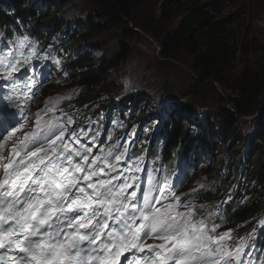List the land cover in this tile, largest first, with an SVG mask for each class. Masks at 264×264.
Masks as SVG:
<instances>
[{"label":"rangeland","instance_id":"1","mask_svg":"<svg viewBox=\"0 0 264 264\" xmlns=\"http://www.w3.org/2000/svg\"><path fill=\"white\" fill-rule=\"evenodd\" d=\"M36 1L40 2L41 0ZM163 1L148 0L139 9L135 10L129 19L114 25L96 13L95 0H70L67 5L59 9L54 6L51 8L46 21L50 25H57L55 21L63 19L61 23L63 30L59 32L55 27L52 30L56 33L59 32L56 36L57 46H55L54 41L49 46H41L37 41L25 35L5 40L2 36L3 32L0 31V34H2L0 35V61H3L0 66L9 65L16 60L21 62L19 65L20 71L14 73L5 84L20 81L25 77L22 75L24 71L33 69L36 66H38L37 72L40 73V76L49 75L46 85L39 87V98L31 115L34 116L36 122L54 124L58 127L56 131L48 129L47 132L42 134L41 140L45 142L44 149L49 148V143L53 140H55V143L52 147L65 153L66 158L69 157V154H71V158H74L76 150L79 149L81 153L80 160H82L87 170L98 171L99 168H103L104 173L99 176L101 177L111 169L117 168L124 183L127 182L133 187L138 180L137 176L139 174L147 173L156 179V172L158 171L154 168L153 158L146 151L145 155L137 156L130 160L127 156L128 148L124 147L122 149V142L128 144L133 139L124 141V129L132 131L133 136H137L140 132V124L133 122L135 111H142L139 122L142 120L147 121L144 124L145 138L150 137L152 125L154 130L153 137H161L157 126L173 109L171 105L164 102L168 98H179L181 103H188L195 110L192 116H194L196 121H191V127H195V131L197 129L206 131L213 125H215L217 130L220 129L217 125L216 114H221L220 110L222 108H230V104H227L221 98L224 92L221 84L216 82L212 87L210 83H202L200 81L198 72L193 69L194 55L187 49H179L172 56L162 55L161 43L155 33L159 31V33L162 32L164 34L169 30H175L179 23V18L168 21L161 18ZM196 3L198 5L212 6L210 10L214 19L223 23L229 38L233 41L234 47L235 44L241 46V41L251 43L252 46L256 44L264 45V0H196ZM98 24L102 25L100 33L94 34L87 40L81 38L83 41L73 39L67 46H70L74 53H82L86 50L95 53L96 66L98 67L103 66L114 58L120 50L121 42L130 45L131 52L119 67L115 70H109V81L98 96L95 94V99L87 101L88 104L82 107H66V105L61 104L62 100L69 98L82 99L81 95L85 89L74 78H68L69 74L63 71L65 62L62 59L69 54V47L63 48L61 53L57 51L56 47L59 50L62 44L72 39V36L76 37L80 29L91 30L92 32L94 26ZM127 26L133 27V35L130 37L124 32ZM135 29L137 30L135 31ZM60 55L63 56L60 58ZM36 56L38 57L35 58ZM34 58L36 60L35 63L31 62ZM58 58L60 59L58 60ZM7 67L1 70L3 71L0 73L1 76L5 77L7 75ZM251 70L264 74V53L261 51L251 49L246 54L240 55L233 71L225 75L232 80L239 77L244 71ZM27 74H30V71ZM44 79L45 77L40 78V80ZM101 86L96 87L97 91ZM35 87V84L27 81L16 89L21 92L30 88L34 89ZM139 94H144L142 103L138 102ZM4 95L2 107L4 109L11 108L16 103L14 96L10 93V90H5ZM198 108L205 111L208 116L212 111L216 112L214 120L210 122L211 125L202 120L197 112ZM85 111L90 116L83 117L82 114ZM263 111L264 97L258 106L250 105L247 108L245 115L240 118V120L243 118L246 121L243 120L244 122L239 125L238 129L233 131L237 132L244 129L239 143L235 140L232 143H223L222 145L221 135L215 132L213 139L217 140L218 149L215 150V156H211L212 159L205 161V159H201V154L197 149L191 151L194 156L200 158L197 162L193 160L186 165L188 172L185 177L186 183L181 188L173 190L176 196L180 197V206L176 211L184 209V211L188 212L194 208L193 222L203 220L206 224L208 222L216 224L213 215L205 212V201L198 200L193 202L184 199V197H187L194 187L207 188L210 174L213 175V178L216 177L214 172L219 176H226L228 169L233 164L231 163L229 152L242 154V158L247 155L248 146L252 145L250 136L256 133V125L262 119ZM82 121L84 124L80 126L78 123ZM98 122H101L105 129L102 128L101 131L97 129V133L95 131L90 138L91 144H85L86 146L82 147L80 143L75 141L78 138L79 141L84 142L83 126L96 127ZM112 123L117 125V132L114 128L113 131L109 129ZM9 126H11L10 123L4 122L0 125V138L9 131ZM19 128L23 129V124L19 125ZM61 131L64 132V136L56 140V136ZM106 131L108 137L104 139ZM205 135L208 136L206 133ZM148 143L152 144V139ZM226 148H228L229 152H225ZM85 149H90V151H85ZM156 155L159 159L156 167L161 171V175H164L166 173V164L169 165V163H163L159 158V153H156ZM83 156L88 157L87 161L82 159ZM97 156L101 159L93 163ZM118 156L120 157L119 160L116 159ZM105 160L107 163L104 162ZM109 164L113 167L109 168ZM204 166L211 167V170H205ZM245 167L248 169L247 163H245ZM232 176H239L237 169L234 170ZM165 178H169V176H165ZM241 183L243 182L230 185L225 197L230 196V192L233 190H238ZM246 184L249 186V190L245 189L242 191L243 199L245 200L252 194L251 189L253 187L258 186L260 189V183H258L256 177L248 179ZM173 200V197L168 199L161 210H164L169 203H175ZM214 202L216 206H219L220 198ZM198 206H201L200 209H198ZM262 225H264V212L259 220V228ZM208 229L211 230L210 226ZM218 230L222 233L230 232L227 227H218Z\"/></svg>","mask_w":264,"mask_h":264},{"label":"snow or ice","instance_id":"2","mask_svg":"<svg viewBox=\"0 0 264 264\" xmlns=\"http://www.w3.org/2000/svg\"><path fill=\"white\" fill-rule=\"evenodd\" d=\"M20 63L16 60L9 64L5 78L19 72ZM13 118L11 114L5 116L8 121ZM17 130L12 128L3 140L6 142ZM63 136L61 131L55 139ZM25 142H31L28 135L20 143ZM54 143L55 140L49 143L53 152L56 151L52 147ZM12 152L19 155L15 146ZM40 152L48 155V149L37 148L27 153V157H35ZM76 155L81 153L76 151ZM82 159L87 161L88 157ZM100 159L97 156L93 163ZM68 161V166L61 167L51 160L45 164L40 158L44 167L39 169V174L36 173L38 166L30 159L27 164L20 161L22 168L13 167L14 159L3 166L0 261L6 260L7 264H120L121 257L127 259L125 253L132 250L148 255L130 260L128 264H235L240 260L243 242L234 251L225 249L221 242L230 238V232L215 237L209 234L203 220L193 222L194 208L187 213L176 211L180 197L170 188L176 203H169L161 210L154 207L150 199L151 181L149 191L143 193L142 203L134 202L137 191L127 193L132 185L125 182L114 189L112 181L118 177L91 182L93 177L104 173L103 168L94 171L82 168L79 163L73 165L71 154ZM82 180L88 183L82 185ZM165 187H169L167 178ZM155 202L160 200L157 198ZM110 220H115L117 226L110 225ZM216 227L213 224L211 231ZM145 237L162 243L146 244Z\"/></svg>","mask_w":264,"mask_h":264},{"label":"trees","instance_id":"3","mask_svg":"<svg viewBox=\"0 0 264 264\" xmlns=\"http://www.w3.org/2000/svg\"><path fill=\"white\" fill-rule=\"evenodd\" d=\"M31 1L0 0V25L5 27L7 33L12 31L10 27H17L19 21L24 24L33 23L34 35L41 34L39 24L41 16L38 17L39 12L33 6V3H30ZM54 1L55 3L52 5L58 9L70 2V0ZM146 1L148 0H95V11L103 19L114 25L129 19L135 10L139 9ZM210 8L212 6L198 5L196 0H164L161 7V18L166 21L179 18L178 27L164 34L157 31L155 35L161 43L162 55L172 56L179 49H187L194 55L193 69L198 72L200 81L202 83L208 82L212 87L216 82L221 84L224 91L221 98L227 104H230V108H222L220 110L221 114H217L216 117L220 120L218 126L220 124L222 128L225 142L232 143L235 138L229 136L238 129L242 120L240 118L245 115L247 108L250 105L258 106L263 100L264 74L254 70L244 71L239 77L232 80L227 78L225 74L232 72L239 56L246 54L251 49L264 53V45L256 44L252 46L251 43L241 41V46L235 44L234 47L227 29L221 21L214 19ZM101 27L100 24L95 25L92 32L91 30H80L77 35V37H80L78 38L79 41L87 40L94 34L100 33L102 31ZM20 30L21 28L17 27L14 31L20 32ZM124 32L128 37L133 35L132 28L128 26L124 29ZM130 52V45L121 42L119 52L101 67L95 65L97 62L96 57L89 51L80 54L78 57L70 55L68 68L71 70L76 82L85 89L81 95L82 101L87 102L95 99V94L98 96L103 91L104 86L109 81V70H115L119 67ZM97 86H101L98 91ZM142 97L143 95L138 101ZM183 108L185 111L190 110L187 104H183ZM187 131L188 129L182 126L180 121L175 122V126L170 131L167 139L166 157L164 159L170 158L175 164L176 157L172 158L173 154L183 155L184 152L187 153L186 149L183 152L179 151L182 140H185L188 136ZM257 133H259V137L256 139L258 154L249 155V164L255 167L254 175L259 178L260 184L264 185V115L258 123ZM218 179L219 177L212 179V183L218 184ZM257 190L249 201L235 204L233 212L230 213L232 223L240 224L259 214L264 206V198H261L263 189H259L258 192ZM203 192L205 191L201 190L198 195L202 196ZM262 245H264V238L262 239Z\"/></svg>","mask_w":264,"mask_h":264},{"label":"bare ground","instance_id":"4","mask_svg":"<svg viewBox=\"0 0 264 264\" xmlns=\"http://www.w3.org/2000/svg\"><path fill=\"white\" fill-rule=\"evenodd\" d=\"M130 28H132V30H133V27H130ZM144 29V28H143ZM137 29H135V31H136ZM146 30V29H145ZM0 82H1V78H0ZM10 108V107H9ZM233 112H235V110H233ZM259 112H261V111H259ZM216 116H217V114H216ZM243 117V116H242ZM243 120H245V119H243L242 118V120H241V123H243L244 121ZM59 121V120H58ZM217 121H218V123H220L219 121V119H217ZM246 121V120H245ZM45 123V122H44ZM55 123V122H54ZM167 123H169V122H167ZM59 124V123H58ZM256 133H257V127H256ZM52 161V160H51ZM15 165L14 166H21V167H23L24 165L23 164H21L20 163V158L19 157H16L15 158ZM53 163H55V164H57V165H60L61 167H64V166H62L61 164H59V163H56V162H54V161H52ZM25 164H27L28 162H24ZM32 163H34V164H36L38 167H37V169H40V168H43L44 167V164H39L38 163V159H34V160H32ZM48 163V161H45V164H47ZM246 163L248 164V170H249V174H251V170L252 169H254L255 167L254 166H252L251 164H249V155H248V157H247V159H246ZM231 176H232V174H230Z\"/></svg>","mask_w":264,"mask_h":264}]
</instances>
